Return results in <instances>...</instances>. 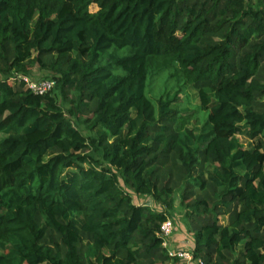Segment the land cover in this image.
Wrapping results in <instances>:
<instances>
[{
    "label": "trees",
    "instance_id": "trees-1",
    "mask_svg": "<svg viewBox=\"0 0 264 264\" xmlns=\"http://www.w3.org/2000/svg\"><path fill=\"white\" fill-rule=\"evenodd\" d=\"M0 134V264H264V0H0Z\"/></svg>",
    "mask_w": 264,
    "mask_h": 264
},
{
    "label": "rangeland",
    "instance_id": "rangeland-1",
    "mask_svg": "<svg viewBox=\"0 0 264 264\" xmlns=\"http://www.w3.org/2000/svg\"><path fill=\"white\" fill-rule=\"evenodd\" d=\"M93 12H95L97 10V8L95 6L92 7L91 9ZM29 77H31L33 80H41V79H45L50 77L48 72L42 71L38 65L32 66L31 67V72L28 75ZM165 82L166 80H163L161 82V84H154V90H156L155 92L152 93L151 97L153 96V94H158V92L163 93L164 91H166V87H165ZM171 88V87H170ZM199 105V100L197 98L196 92L189 88L188 92L184 93H180L178 95L177 101L175 103H173L172 107L175 108V106H177L178 108H195ZM208 113V112H207ZM199 118H201L203 115L200 112L199 113ZM202 122L199 123V127H202ZM84 134L87 135L88 131L83 128L82 129ZM6 137V134H0V141L3 140ZM239 142L244 146V147H248V148H252L251 144L247 141L244 140L242 137H238ZM45 160H48V158H45ZM68 172H72L71 170H67L64 172L63 174V178L66 177V174ZM135 203L140 204V205H148V206H153L155 208H157V210H161L162 208H160L159 205H155L153 203V201L151 200V198L148 197H140L135 195L134 193H131ZM175 206L178 210L177 213L174 214V218H171L172 221L174 222L175 225V232L172 236V241H171V246L172 249H185L188 250L191 248V246H193V237L192 235L188 232L187 227L185 226L184 222L182 221V214H180V212H182V208L180 205V199L177 198L175 201Z\"/></svg>",
    "mask_w": 264,
    "mask_h": 264
},
{
    "label": "built area",
    "instance_id": "built-area-1",
    "mask_svg": "<svg viewBox=\"0 0 264 264\" xmlns=\"http://www.w3.org/2000/svg\"><path fill=\"white\" fill-rule=\"evenodd\" d=\"M12 82L24 84L25 88L37 96H44L51 92L55 87V82L49 79L33 80L31 77L24 74H17L12 79ZM175 232L174 222L170 219L162 223L160 227L159 237L163 240L162 247L167 249L168 253L172 257H179L186 264H204L202 260H195L194 256L188 250L172 249L171 239Z\"/></svg>",
    "mask_w": 264,
    "mask_h": 264
},
{
    "label": "clouds",
    "instance_id": "clouds-1",
    "mask_svg": "<svg viewBox=\"0 0 264 264\" xmlns=\"http://www.w3.org/2000/svg\"><path fill=\"white\" fill-rule=\"evenodd\" d=\"M12 82V81H11ZM19 84V83H18Z\"/></svg>",
    "mask_w": 264,
    "mask_h": 264
}]
</instances>
